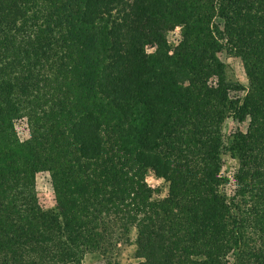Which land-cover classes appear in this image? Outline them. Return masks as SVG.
<instances>
[{
  "label": "trees",
  "instance_id": "16d2710c",
  "mask_svg": "<svg viewBox=\"0 0 264 264\" xmlns=\"http://www.w3.org/2000/svg\"><path fill=\"white\" fill-rule=\"evenodd\" d=\"M231 115L249 126L227 143ZM119 245L129 264H264V0H0V264H122Z\"/></svg>",
  "mask_w": 264,
  "mask_h": 264
},
{
  "label": "rangeland",
  "instance_id": "374dc122",
  "mask_svg": "<svg viewBox=\"0 0 264 264\" xmlns=\"http://www.w3.org/2000/svg\"><path fill=\"white\" fill-rule=\"evenodd\" d=\"M180 29H177L176 32L172 35L171 41L176 42L179 38ZM221 60L226 65L227 76L231 82L234 84H238L243 87V90L233 91L231 93V101L238 104L241 103L244 96L246 95V90L248 88V80L243 70V66L241 60L229 52L225 51L220 54ZM217 79L211 78L210 84L216 85ZM15 130L17 136L21 142L27 141L31 137V130L28 126V122L26 120H20L15 123ZM249 126V121H245L244 123H240L237 121L234 115L229 116L227 121L223 126V135L225 141L228 143L233 136L238 132H246ZM238 169V162L229 154L225 153L222 156V169L221 175L224 178H228L229 183L227 185V193L230 197L235 196L236 183L234 180V176ZM148 185L154 190H160L161 194H156V198H164L168 194L169 185L165 183L163 180L156 179L152 174L147 178ZM36 193L40 207L45 210H52L56 207V194L53 187V181L51 174L49 172H40L36 175ZM132 238L134 240L135 236L132 234ZM118 254L117 259L122 264H129L134 262L133 254L134 247L133 246H118ZM84 264H106L105 258L99 254H89L86 256L84 260Z\"/></svg>",
  "mask_w": 264,
  "mask_h": 264
}]
</instances>
